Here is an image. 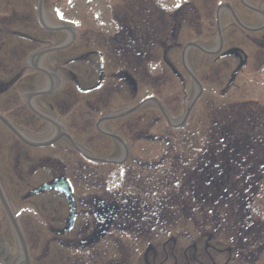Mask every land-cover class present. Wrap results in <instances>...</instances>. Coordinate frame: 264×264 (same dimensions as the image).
I'll return each mask as SVG.
<instances>
[{
	"label": "rangeland",
	"instance_id": "1",
	"mask_svg": "<svg viewBox=\"0 0 264 264\" xmlns=\"http://www.w3.org/2000/svg\"><path fill=\"white\" fill-rule=\"evenodd\" d=\"M177 5L179 44L171 43L178 29L163 19L165 9ZM38 10L48 24L64 29L41 26ZM125 27L131 37L121 43ZM118 31L121 36L112 38ZM63 44L40 58V67L55 76L51 83L29 58ZM117 69L127 76H114ZM4 83L0 114L12 125L33 141L60 132L47 145L27 146L0 121V189L28 264H241L232 227L206 238L202 217L179 208L190 191L179 174L192 169L209 140L214 113L233 103L242 111L252 102L264 109V0H0ZM28 93L60 129L27 107ZM259 137L250 135L256 144ZM58 175L71 181L78 211L65 235L58 234L68 214L64 196H26ZM134 193L132 208L144 215L137 231L126 226L131 222L120 223L127 214L119 208L111 229L81 250V238L95 225L92 200L111 203ZM254 202L264 213V184ZM236 204H229L228 220H235ZM22 251L0 202V264H18ZM256 264H264V253Z\"/></svg>",
	"mask_w": 264,
	"mask_h": 264
},
{
	"label": "trees",
	"instance_id": "2",
	"mask_svg": "<svg viewBox=\"0 0 264 264\" xmlns=\"http://www.w3.org/2000/svg\"><path fill=\"white\" fill-rule=\"evenodd\" d=\"M233 112H236L233 117L228 118L230 125L222 126L217 139L201 148L195 160L194 169L186 177L184 185L189 187V197H193L190 199L197 201L201 205V209L203 202L209 203L210 213L205 215L216 229L220 227L221 219L217 214L220 206L234 203L240 206L239 203H244V207H246V203L251 200V196L257 191L256 187L254 189L253 186L259 183L262 178L258 174L255 175L253 169L248 170L245 168V162H240L237 157L244 152L247 154L248 151L254 148L249 140H245L240 146L237 141L230 138V133L241 129V123L249 122L248 118L243 120L246 111L234 110ZM234 124L239 125L232 126ZM262 147L264 149V143ZM262 160V162L257 163L252 161V164L255 163L254 165L264 167V157ZM247 209L248 211L244 215V239L248 238L250 231H254L259 227V223H257L259 213H253L248 205ZM238 233H240V230H238ZM237 244L236 249L238 251L236 253L243 258L242 261L246 264H255L261 249H264V241L262 245L252 246L249 240L239 239Z\"/></svg>",
	"mask_w": 264,
	"mask_h": 264
},
{
	"label": "water",
	"instance_id": "3",
	"mask_svg": "<svg viewBox=\"0 0 264 264\" xmlns=\"http://www.w3.org/2000/svg\"><path fill=\"white\" fill-rule=\"evenodd\" d=\"M1 119L7 124V126L11 130H13L16 134H18V132L3 117H1ZM48 189H57V190L64 192L65 195L67 196L68 200H69L71 211H70V218L68 221V226L66 228V230H68L72 226L73 220H74V212H73L74 204H73V199H72L71 189L69 187V184H68L66 179L57 178V179L39 187L38 189L34 190L29 195H32L34 193H38L40 191L48 190Z\"/></svg>",
	"mask_w": 264,
	"mask_h": 264
},
{
	"label": "bare ground",
	"instance_id": "4",
	"mask_svg": "<svg viewBox=\"0 0 264 264\" xmlns=\"http://www.w3.org/2000/svg\"><path fill=\"white\" fill-rule=\"evenodd\" d=\"M30 62L32 64L38 65V63H39V56L35 54L34 56H32L30 58ZM49 79H50V82L52 83L54 81V79H55V76L50 74L49 75ZM18 264H26L25 258H24V256L22 254H21V257L19 258Z\"/></svg>",
	"mask_w": 264,
	"mask_h": 264
}]
</instances>
